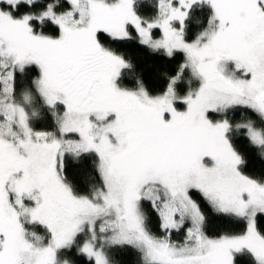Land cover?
<instances>
[{
  "label": "snow or ice",
  "instance_id": "snow-or-ice-1",
  "mask_svg": "<svg viewBox=\"0 0 264 264\" xmlns=\"http://www.w3.org/2000/svg\"><path fill=\"white\" fill-rule=\"evenodd\" d=\"M155 7L0 0V264H264V0ZM124 43L181 57L161 90Z\"/></svg>",
  "mask_w": 264,
  "mask_h": 264
},
{
  "label": "trees",
  "instance_id": "trees-1",
  "mask_svg": "<svg viewBox=\"0 0 264 264\" xmlns=\"http://www.w3.org/2000/svg\"><path fill=\"white\" fill-rule=\"evenodd\" d=\"M139 3V13L142 16L151 18L156 14V0H138ZM197 15H205L204 13H197ZM198 30V26L195 24V18L193 23L190 22V32L194 34ZM117 50L125 54L126 58H130L132 63L135 65V71L144 77V81L149 89L154 91L161 90L165 83V74L171 75L175 74L176 68L178 66L181 57L177 56L174 60L169 59L163 55H156L151 53L148 49L142 48L135 43H124L116 45ZM128 79L125 80L129 86L134 84L135 72H129ZM181 91L184 90V85L180 86ZM240 117H237L239 119ZM42 127H50L49 123L41 125ZM248 170L252 175L257 177H264V160L252 152L250 154V164ZM81 179H85L81 176ZM215 231H225V230H236L234 226L227 222H221L219 220L214 221L213 229ZM176 239H182V236H176ZM113 258L117 264H142L140 254L132 249L125 248L123 250H118L113 253ZM248 258L245 257L244 261L247 264Z\"/></svg>",
  "mask_w": 264,
  "mask_h": 264
}]
</instances>
